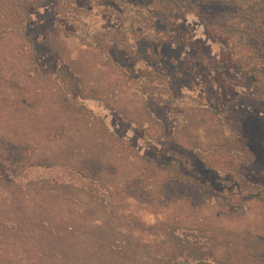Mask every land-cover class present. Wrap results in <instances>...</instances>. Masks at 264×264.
Wrapping results in <instances>:
<instances>
[{
  "label": "trees",
  "instance_id": "1",
  "mask_svg": "<svg viewBox=\"0 0 264 264\" xmlns=\"http://www.w3.org/2000/svg\"><path fill=\"white\" fill-rule=\"evenodd\" d=\"M0 52V264H264V233L224 224L264 223V0H0Z\"/></svg>",
  "mask_w": 264,
  "mask_h": 264
},
{
  "label": "rangeland",
  "instance_id": "2",
  "mask_svg": "<svg viewBox=\"0 0 264 264\" xmlns=\"http://www.w3.org/2000/svg\"><path fill=\"white\" fill-rule=\"evenodd\" d=\"M229 12V11H228ZM204 13H209L210 16L212 15H220L221 12V7L215 6L211 10H205ZM199 19L197 15H188L184 18L183 24H185L186 28L189 30L192 36V40L194 42H199L204 40V29L203 27L199 24ZM129 39V42H133V38L131 36H127ZM61 39L64 42L67 55L73 60H78L81 59L84 62L85 65V71H84V80L85 82L90 86H97L101 85L104 81V72L105 70L100 67L98 62L91 57L90 55H86L83 52L85 51L86 47L83 46L78 39L75 37L69 35V34H61ZM1 55V52H0ZM4 54L0 57H3ZM104 71V72H103ZM121 98L128 100V95L126 94L121 95ZM131 104H134V101L132 99H129ZM97 104L92 103L89 104L91 108H94ZM95 111L100 113V108H95ZM103 112V111H102ZM103 114V113H102ZM124 127L120 126L119 131L122 132ZM128 135L131 137L132 133L128 131ZM197 140H200L201 143L206 142L205 137H204V130L199 129L196 133ZM78 139V138H77ZM67 141V140H66ZM70 144V142H69ZM255 150V164L251 166V170L255 169H261L262 165L264 163V157L262 154L264 151L261 148H254ZM131 172V169L129 168H124L121 170V173L115 178L116 183H120L123 180V177L126 176ZM8 202V195L7 193L3 190V188L0 187V204H7ZM175 207L170 206V207H165L161 208L158 210L157 213L153 214L150 209H148L145 206H141L132 200H128L127 205L125 206L124 213L126 214H131L139 217L142 219L146 224H157L159 222H164L166 221L173 213H174ZM245 219L247 223L244 221L241 224H236L228 221H225V225H229L230 227H233L234 229L236 227H239L240 232L244 231H250L251 233H258V234H263L264 233V223L260 220V218L256 214V208L252 204H249L246 208V215ZM259 219V220H258ZM143 241H151L152 238L148 236H139Z\"/></svg>",
  "mask_w": 264,
  "mask_h": 264
}]
</instances>
